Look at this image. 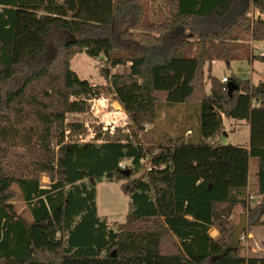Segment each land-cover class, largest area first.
Instances as JSON below:
<instances>
[{
	"label": "trees",
	"instance_id": "16d2710c",
	"mask_svg": "<svg viewBox=\"0 0 264 264\" xmlns=\"http://www.w3.org/2000/svg\"><path fill=\"white\" fill-rule=\"evenodd\" d=\"M251 41H264V0H0V264H264L239 248L213 259L238 213L264 226V82L212 73L217 60L264 59ZM83 51L104 60L108 86L71 68ZM119 65L129 70L110 71ZM105 90L127 113V132L72 139L84 124L68 115ZM161 93L168 105L199 104L198 135L145 147L139 136ZM224 117L249 122V147L221 142ZM103 178L125 179L129 212L118 228L98 215ZM19 194L31 220L16 209Z\"/></svg>",
	"mask_w": 264,
	"mask_h": 264
},
{
	"label": "rangeland",
	"instance_id": "374dc122",
	"mask_svg": "<svg viewBox=\"0 0 264 264\" xmlns=\"http://www.w3.org/2000/svg\"><path fill=\"white\" fill-rule=\"evenodd\" d=\"M150 2V1H149ZM155 3L150 7L149 15L154 18ZM252 51V49H251ZM264 53V44L256 41L253 46V52L256 55ZM214 67V74L221 79L223 75L229 77L236 76L240 79H249L253 72V79L259 83L264 81V59L242 57L227 63L223 60ZM71 68L82 78L89 80L92 84L108 86L109 81L101 73V68L106 67L102 58H92L85 51L78 52L71 60ZM129 65H119L110 67L111 72L128 71ZM206 89L210 87L209 80L205 79ZM164 94L159 95L158 101V116L153 123L146 125L144 132L140 133V141L145 147H152L153 144L176 139L181 133H184L185 139L190 140L195 134L198 135L200 106L198 103H183L168 105ZM90 109L85 113L69 114L68 122H77L84 124V129H80L78 133L72 135V139L86 142L91 141L96 136V131L114 132L115 129H123L127 132V126L130 119L114 98V95L105 90L102 96L90 101ZM227 133H223L220 140L223 144H243L249 139L250 130L247 120L227 118L226 119ZM69 139V138H68ZM152 150V149H151ZM147 154L144 161L145 168L149 169V157ZM126 165L130 161L123 162ZM254 169H257L256 159H251L250 168V184L246 193L251 205H254L258 196L255 194V174ZM137 174L136 176H138ZM122 180H108L103 178L96 184V202L98 215L107 220L114 228H118L120 223L125 222L129 212L130 196L126 194L122 188ZM50 178L47 174L41 176V183L44 186L50 184ZM17 188V187H16ZM251 195L253 197H251ZM14 204L17 211L26 219L31 220V213L19 194L15 199ZM238 213L235 215L237 223L240 220ZM210 234L213 237L219 236V231L210 229ZM241 253L249 256H264V226H247V229L241 236L238 247Z\"/></svg>",
	"mask_w": 264,
	"mask_h": 264
},
{
	"label": "water",
	"instance_id": "95a60500",
	"mask_svg": "<svg viewBox=\"0 0 264 264\" xmlns=\"http://www.w3.org/2000/svg\"><path fill=\"white\" fill-rule=\"evenodd\" d=\"M236 87H237V85H236L235 82L230 81L228 83L229 92H232L233 89H235ZM124 172L129 174V170H124ZM247 226H248L247 213L246 212H242L241 215H240L239 222L236 224L235 228L232 231L231 241L229 242V244L220 253L214 255L213 259H217V258L223 257L231 249H237L239 247V244H240L241 236L244 233V231L247 229ZM112 255L113 256L115 255V250L112 251Z\"/></svg>",
	"mask_w": 264,
	"mask_h": 264
},
{
	"label": "crops",
	"instance_id": "0c3cea01",
	"mask_svg": "<svg viewBox=\"0 0 264 264\" xmlns=\"http://www.w3.org/2000/svg\"><path fill=\"white\" fill-rule=\"evenodd\" d=\"M259 42H261V43H263L264 44V41H259ZM256 43V41H251L250 42V44H251V47H252V50H253V46H254V44ZM262 54H264L263 53V51H262ZM219 61L217 60V61H214L213 62V67H212V73L214 74V67L216 66V64L218 63ZM215 75V74H214ZM217 76V75H216ZM224 76V75H223ZM254 75H253V72H252V74H251V76H250V80H251V82H253V83H255V84H257V82H255L254 81V77H253ZM219 77V76H218ZM220 78V77H219ZM260 82H264V81H260ZM226 117H224V126H225V134L227 133V130H226ZM247 123H248V126H249V130H250V125H249V122L247 121ZM240 145H244V146H246V147H249V145H250V136H249V139L246 141V143H243V144H241L240 143ZM250 168H251V160H250V163H249V184H250ZM256 172H257V169H254V174H255V180H254V183H255V186H256ZM248 188H249V186H248ZM212 229H214V230H217L215 227H212Z\"/></svg>",
	"mask_w": 264,
	"mask_h": 264
},
{
	"label": "built area",
	"instance_id": "2783aa9c",
	"mask_svg": "<svg viewBox=\"0 0 264 264\" xmlns=\"http://www.w3.org/2000/svg\"><path fill=\"white\" fill-rule=\"evenodd\" d=\"M247 15H248L249 17H253V16H254V10H253L252 6H250ZM222 81H223V82H227V81H229V80H228V76H227V75L223 76V77H222ZM120 166H121L122 168H125V167H126L125 164H124L123 162L120 163ZM251 197H253V196L251 195Z\"/></svg>",
	"mask_w": 264,
	"mask_h": 264
}]
</instances>
